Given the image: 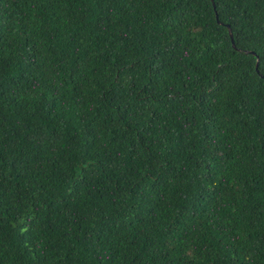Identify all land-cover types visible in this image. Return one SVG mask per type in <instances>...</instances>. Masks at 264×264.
<instances>
[{
	"label": "trees",
	"instance_id": "trees-1",
	"mask_svg": "<svg viewBox=\"0 0 264 264\" xmlns=\"http://www.w3.org/2000/svg\"><path fill=\"white\" fill-rule=\"evenodd\" d=\"M0 264H264V0H0Z\"/></svg>",
	"mask_w": 264,
	"mask_h": 264
}]
</instances>
